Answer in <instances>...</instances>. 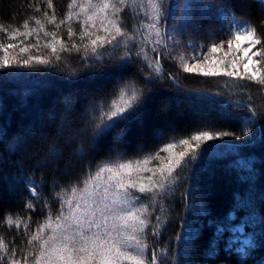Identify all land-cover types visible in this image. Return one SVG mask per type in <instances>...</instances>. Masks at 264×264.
Segmentation results:
<instances>
[{"label": "trees", "instance_id": "16d2710c", "mask_svg": "<svg viewBox=\"0 0 264 264\" xmlns=\"http://www.w3.org/2000/svg\"><path fill=\"white\" fill-rule=\"evenodd\" d=\"M181 2L164 0L160 27L173 41L160 49L163 72L159 76L148 67L156 58L152 51L156 46L149 45L147 30L140 27L149 21L131 6L119 14L127 35L117 37L120 43L99 48V59L81 46L80 52L60 53V60L52 57L48 65L0 68V238L7 245V254L0 252L3 264H9V257L22 261L39 251V245H30L28 240L46 217L54 219L61 210L56 193L66 195L64 190L102 163L143 159L169 142L201 131H232L237 136L209 143L213 147L181 172L168 196L156 202L149 218L153 224L157 215L167 219L158 237H153L151 228L147 230V255L162 251L165 264H264V92L248 80L239 81L248 85L241 89L229 77L185 73L174 58L192 55L201 47L206 54L213 42L225 44L231 38L225 35L231 16L217 18L221 3L229 9L235 6L237 18L253 24L264 40V8L260 0H198L186 31L173 32ZM69 3L51 0L49 8V0H0V26L11 30L30 20V26L39 27L34 19H40L69 48L73 42L80 45V23H60L69 12ZM207 5H211L209 12H199ZM45 13L47 18L54 15L55 23L49 24ZM69 26L76 33L71 40ZM39 37L40 53L47 55L50 50L43 44L51 36L40 32ZM0 40L16 42L3 32ZM24 42L36 43V34ZM30 51L36 54L35 49ZM260 67L264 72V64ZM133 88L140 99L131 110L132 118L94 135L100 110L106 111L121 90L131 94ZM235 101L245 107H233ZM249 105L255 113L254 131L237 138ZM158 163L153 160L148 167ZM33 186L37 195L31 193ZM29 201L32 208L25 207ZM161 204L165 213L159 211ZM9 215L21 220L19 228L5 222ZM236 227L242 228L240 236L253 242L246 256L237 251L240 242L233 240L238 235L233 233ZM210 243L218 245L214 257L206 255Z\"/></svg>", "mask_w": 264, "mask_h": 264}, {"label": "snow or ice", "instance_id": "6c2138e0", "mask_svg": "<svg viewBox=\"0 0 264 264\" xmlns=\"http://www.w3.org/2000/svg\"><path fill=\"white\" fill-rule=\"evenodd\" d=\"M164 0H84L79 4V12H73L77 7L76 0H70L69 12L61 24L69 23L75 17L80 23L78 38L81 44L72 43L71 48L65 41L56 36L55 32L49 33L40 19H34V24L39 27H32L30 20H25L20 26H13L11 30L0 26L9 41L15 43H5L0 40V68L22 66L32 67L33 65H48L51 58L60 60V53L75 50L81 51L83 47L85 53L90 51L91 55L99 59L98 49L105 45H112L117 41V37L126 34L121 27L120 12L131 7L138 8L137 15L141 12L149 23H141L140 27L147 30L149 37L155 36L156 47L152 49L156 53L154 61H150L148 67L157 76L163 72L160 64V49H166L173 41V36L167 32H162L160 21L165 16L163 7ZM261 7L264 8V0H260ZM119 5V6H118ZM49 8L52 7L49 0ZM189 7H196L190 5ZM185 8L186 10L189 8ZM211 5L205 6L209 8ZM233 9H229L227 3H221L217 8V18L228 20V35L232 37L227 41L229 52L233 47L237 52L242 53L235 59H212L201 51L195 52L185 58L184 55L174 57L180 61V67L185 73H196L205 77L224 76L236 81V86L244 89L248 85L240 84L239 81L248 80L261 86L260 91L264 92V72L260 65L264 64V47L257 48V45L264 43L258 35L256 27L248 20L238 19ZM171 8V5H169ZM111 10V11H110ZM83 19L80 20V15ZM47 18V13L44 14ZM187 18V11L185 12ZM55 16L47 18L49 24L55 23ZM186 23V19H185ZM264 23V21H262ZM60 27V25H56ZM183 27V25H182ZM177 29H173V32ZM43 32L45 37L51 39L44 41L43 47L49 49L47 55L40 53L39 33ZM103 32L104 35H99ZM36 34V43L25 44L30 36ZM76 35L71 26L68 27L69 40ZM23 36L24 40L19 37ZM87 38V42H85ZM128 36V40H132ZM120 43V41H117ZM224 41L220 44L213 42L209 47L210 53H217L223 48ZM247 45V47H244ZM127 47V44L125 43ZM188 47H192L191 44ZM256 49L253 51V49ZM18 49V51H17ZM35 49L36 54L30 50ZM143 51V49H141ZM251 53V54H249ZM26 57V58H25ZM201 57H204L201 61ZM260 57V59H254ZM123 59V58H122ZM243 63V72L240 71L239 61ZM189 60L194 63H189ZM140 99V93L135 88L131 94L121 90L118 97L108 105L107 110H100L99 117L96 118L94 135H102L120 122L132 118V109ZM251 97H249V101ZM232 106L237 109L245 107L240 101H235ZM249 115L244 118V126L241 127L239 137L248 136L253 133L255 124V113L251 106H248ZM237 136L232 131H201L191 135L189 139H181L169 142L160 148L156 153L149 154L138 160H116L105 162L97 166L94 172H89L86 177L77 184L64 190L66 195L56 193L61 204V210L53 217H46V222L40 224L35 233L28 240L30 245H39V251L35 254L29 253L23 260L9 257V264H165V257L162 251L153 250L150 258L147 255L149 244L146 232L151 228L153 237L160 235V229L166 222L167 217L157 215L155 224L149 218L156 210L157 201H163L171 191L172 185L179 179L190 164L208 152L210 147L206 142L221 139L223 137ZM181 151H175L181 148ZM161 153L166 155L161 156ZM153 160L159 163L154 167H148ZM179 170V171H178ZM148 173V175H145ZM32 195H37L36 188H31ZM139 193L141 195H136ZM26 208H32L29 201ZM66 209V211L64 210ZM159 211L166 212V207L161 204ZM5 222L11 227L16 225L19 228L21 220L13 219L10 215L5 217ZM25 227L27 225L25 224ZM223 234L222 229H217ZM253 242L245 239L241 242L237 251L246 256L252 248ZM218 251L211 243L206 255L215 256ZM0 252L7 254V245L0 238ZM12 256H15L13 250ZM29 256L33 259L29 261ZM3 255H0V264H3Z\"/></svg>", "mask_w": 264, "mask_h": 264}, {"label": "rangeland", "instance_id": "374dc122", "mask_svg": "<svg viewBox=\"0 0 264 264\" xmlns=\"http://www.w3.org/2000/svg\"><path fill=\"white\" fill-rule=\"evenodd\" d=\"M84 2V0H76V3H77V7H74L73 9H72V11L75 13V12H79V7H78V5L79 4H81V3H83ZM196 3H199L198 2V0H182V2H181V4H180V16H179V18L177 19V21L174 23V25L172 26L173 28L172 29H177V31H180V30H184L185 29V31H186V29L188 28V26H189V23H191L189 20H190V14H191V12H193V7H189L190 5H194V4H196ZM187 7H189L187 10L185 9V8H187ZM209 8H205V6H202L200 9H199V12L200 11H203V12H209V10H208ZM111 11V10H110ZM187 11V18H185V12ZM84 17H83V14H81L80 15V17H79V19L80 20H82ZM185 19H186V23H185ZM72 20H74V21H78L75 17L72 19ZM192 21V20H191ZM182 25H183V27H182ZM228 30H229V28H226V31H225V35H228ZM99 35H104V33L103 32H99L98 33ZM151 37H153V40H155V36H151ZM151 37H149L150 38V41H153L152 39H151ZM228 37V36H227ZM230 39H232V37L230 38ZM229 40V39H228ZM151 47H153L154 46V43H151L150 42V44H149ZM156 46V45H155ZM244 47H247V45H244ZM256 49L254 48L253 49V51H255ZM229 52V49H228V45H227V41H226V43L225 44H223V48H222V50L221 51H218L217 53H210V52H208V53H206V55L208 56V58H209V61H211L212 59H225L226 60V62H227V60H231V59H235L236 58V56H239V55H241L242 53H240V52H237V50L235 49V47H233V49H232V51H231V53H229V55L227 56V57H225V53H228ZM249 54H251V53H249ZM184 56H185V58H187V57H189V56H191V55H188V53L187 54H184ZM203 59H204V57H201V61H203ZM254 59H256V57H254ZM247 61H246V59L245 60H242V61H239V64H240V71H241V73L243 72V63H246ZM189 63L191 64V63H194V61H191V60H189ZM219 140V139H218ZM218 140H214V141H208V142H206L207 144H209V143H212V142H216V141H218ZM181 150H183L182 149V147L181 148H177L175 151H181ZM163 156L164 155H166L165 153L164 154H162ZM179 171V170H178ZM65 211H66V209H64ZM242 228L241 227H236L234 230H233V233H237L238 235L237 236H235L234 238H233V240H237V241H239L240 242V244H241V242L243 241V240H245V239H247V238H245V237H242V236H240L241 234H242ZM240 234V235H239ZM240 247V246H239Z\"/></svg>", "mask_w": 264, "mask_h": 264}]
</instances>
